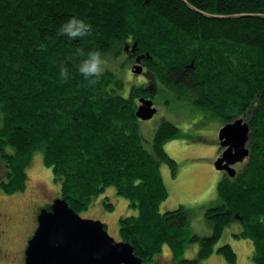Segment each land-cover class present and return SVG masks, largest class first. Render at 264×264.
I'll use <instances>...</instances> for the list:
<instances>
[{"label": "trees", "instance_id": "trees-1", "mask_svg": "<svg viewBox=\"0 0 264 264\" xmlns=\"http://www.w3.org/2000/svg\"><path fill=\"white\" fill-rule=\"evenodd\" d=\"M72 18L90 31L60 32ZM134 44L173 98L192 101L222 123L249 122L250 154L235 176L224 171L218 181L221 203L206 209L207 236L188 237L190 214L182 205L161 211L169 196L161 165L173 176L178 171L164 143L179 128L164 118L151 138L142 130L138 98L149 90L135 84L125 94L118 74ZM89 51L101 53L104 70L85 77L79 66ZM0 117L6 194L26 188L40 153L59 197L78 213L109 187L127 200L137 212L120 217V240L143 262L164 245L177 257L187 241L198 240L194 264L215 253L234 264L232 245L215 244L239 222L235 235L251 238L253 261L264 264V0H0ZM103 202L114 208L109 196Z\"/></svg>", "mask_w": 264, "mask_h": 264}, {"label": "rangeland", "instance_id": "rangeland-1", "mask_svg": "<svg viewBox=\"0 0 264 264\" xmlns=\"http://www.w3.org/2000/svg\"><path fill=\"white\" fill-rule=\"evenodd\" d=\"M127 55L130 59L129 63L128 65L121 63L118 73L124 81L125 88L122 91L126 94L132 85H138L142 80L148 79L146 85L145 83L143 85L153 88L155 93L159 92L156 97L158 112L151 119L141 120L142 130L146 136L151 138L164 118L174 122L179 128V135L164 143L167 154L177 162L178 171L176 176H173L167 163L161 165L162 175L169 188V196L161 203V211L174 210L182 205L190 214L189 225L184 230L188 237L207 236L211 233H207L209 222L205 218L206 209L210 205L221 203V200L218 201L217 194L218 181L215 180V173H220L221 177L224 174L223 170L215 168V161L221 147L219 139L221 119L207 114L204 109L194 105L190 100L183 97L173 98L174 94L165 87H159L155 74L146 68L142 74L134 72L131 65L133 55L131 52ZM144 64L147 67L146 61ZM146 93H148L147 97L151 95L149 91ZM236 118L239 117L231 121ZM1 124L0 117V128ZM241 166L242 162L234 164L236 170H239ZM28 176L27 186L23 191L6 194L0 187V211L8 215V220L5 219L1 224L3 231L2 239H0V264H25V248L35 232L37 215L41 208L52 203V200L59 196V185L53 179L51 168L43 163L42 154H35L28 168ZM6 177V169L0 160V179H6ZM106 196H109V201L114 203L112 210L104 205L103 200ZM136 212L129 207L125 198L116 196L114 188L109 187L80 214L82 217L101 220L106 224L108 232L116 240H120V217L136 214ZM241 230L239 222H231L215 245L218 247L231 244L237 253L234 264H255L252 258L253 240L235 235V232ZM199 244L198 240L187 241L186 248L179 250L178 252H183L177 257L171 246L164 245L161 253H156L152 260L142 264H182L186 258L193 259L197 256ZM194 260L192 264L195 263ZM199 264L231 263L227 261L225 254L215 253L208 258L205 257Z\"/></svg>", "mask_w": 264, "mask_h": 264}, {"label": "water", "instance_id": "water-1", "mask_svg": "<svg viewBox=\"0 0 264 264\" xmlns=\"http://www.w3.org/2000/svg\"><path fill=\"white\" fill-rule=\"evenodd\" d=\"M135 46L131 48L132 52L136 51ZM137 60L140 61V57ZM133 71L141 73L143 68L137 63ZM139 102L136 115L140 119H151L157 113L152 98L143 96ZM249 134V122L243 117L221 127L220 145L225 149L215 161L216 169L224 170L232 177L236 175L234 164L243 162L250 154ZM37 221L38 226L25 249V264L143 263L130 242L116 240L101 220L82 217L64 197L55 198L50 208H41Z\"/></svg>", "mask_w": 264, "mask_h": 264}, {"label": "clouds", "instance_id": "clouds-1", "mask_svg": "<svg viewBox=\"0 0 264 264\" xmlns=\"http://www.w3.org/2000/svg\"><path fill=\"white\" fill-rule=\"evenodd\" d=\"M91 25L83 20H77L72 18L70 21L66 22L59 29L62 33H67L70 37H77L86 35L90 31ZM104 61L102 59L101 53L99 51H89L88 56L79 66V71L88 77L93 74L101 73ZM68 70L62 69L61 76H67Z\"/></svg>", "mask_w": 264, "mask_h": 264}, {"label": "flooded vegetation", "instance_id": "flooded-vegetation-1", "mask_svg": "<svg viewBox=\"0 0 264 264\" xmlns=\"http://www.w3.org/2000/svg\"><path fill=\"white\" fill-rule=\"evenodd\" d=\"M130 50V49H129ZM138 57H140V61H138L137 59H138ZM144 57H141V55H137L135 52H133V60H132V64L131 65H133L134 66V64H140L141 66H142V68H143V71L141 72V74L143 73V72H145L146 70H145V60L143 59ZM148 82V79L146 80V79H144V80H142L141 81V83L140 84H144V85H146V83ZM146 88L149 90V92L151 93V95H149V97H146V98H153V101H154V104H153V106H156V108H157V112H158V104L156 103V97L159 95V92L158 93H155V91H154V89L153 88H151V87H148V86H146ZM155 99V100H154ZM140 102L138 101V104H139ZM154 117V116H153ZM244 119H246V118H244ZM228 123V122H227ZM226 123H222V126H224ZM221 126V127H222ZM221 127H220V129H221ZM219 129V130H220ZM247 146H248V142H247ZM249 147V146H248ZM224 149L225 148H221L220 147V150H219V153H218V157H220L221 155H222V153H223V151H224ZM218 157H217V159H218ZM216 159V160H217ZM244 162V161H243ZM216 168V167H215ZM218 170V169H217ZM224 171V170H223ZM226 172V171H225ZM227 173V172H226ZM1 180V179H0ZM59 197V196H58ZM57 198V197H56ZM55 199V198H54ZM53 199V200H54ZM53 200H52V202H53ZM51 204L52 203H50V204H48V205H46V206H44V207H48V208H50V206H51ZM8 220V215L7 214H4L3 212H1L0 211V239H2V231H3V227H2V222H4V220ZM37 226H38V221H37ZM37 226H36V228H37ZM36 230V229H35ZM33 236V235H32ZM27 247V246H26ZM0 248H1V246H0ZM26 249V248H25Z\"/></svg>", "mask_w": 264, "mask_h": 264}, {"label": "crops", "instance_id": "crops-1", "mask_svg": "<svg viewBox=\"0 0 264 264\" xmlns=\"http://www.w3.org/2000/svg\"><path fill=\"white\" fill-rule=\"evenodd\" d=\"M215 175H216L215 180H216V181H219V180L221 179V174H220V173H215ZM219 175H220V178H218ZM207 227H208V229H209L207 233H212V227H211L210 225H207Z\"/></svg>", "mask_w": 264, "mask_h": 264}]
</instances>
